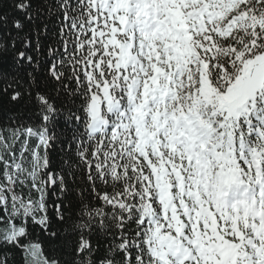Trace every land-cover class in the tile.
Returning a JSON list of instances; mask_svg holds the SVG:
<instances>
[{
    "label": "snow or ice",
    "instance_id": "snow-or-ice-1",
    "mask_svg": "<svg viewBox=\"0 0 264 264\" xmlns=\"http://www.w3.org/2000/svg\"><path fill=\"white\" fill-rule=\"evenodd\" d=\"M0 264H264V0H0Z\"/></svg>",
    "mask_w": 264,
    "mask_h": 264
},
{
    "label": "trees",
    "instance_id": "trees-1",
    "mask_svg": "<svg viewBox=\"0 0 264 264\" xmlns=\"http://www.w3.org/2000/svg\"><path fill=\"white\" fill-rule=\"evenodd\" d=\"M40 257H37V261H39Z\"/></svg>",
    "mask_w": 264,
    "mask_h": 264
}]
</instances>
